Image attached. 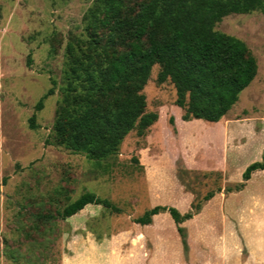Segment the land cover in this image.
<instances>
[{
  "label": "rangeland",
  "instance_id": "obj_1",
  "mask_svg": "<svg viewBox=\"0 0 264 264\" xmlns=\"http://www.w3.org/2000/svg\"><path fill=\"white\" fill-rule=\"evenodd\" d=\"M91 2L0 0V264H91L97 260L86 245L113 238L122 252L106 259L112 264L174 262L177 257L155 258L143 252L150 249L151 231L132 220L155 205L181 203L179 192L199 200L222 186V179L212 175H189L185 180L190 192L185 191L174 165L173 173L158 175L152 164L159 161L163 148L173 151L175 134L166 141L150 137V129L142 137L129 132L108 166L103 162L100 167L54 143L52 124L63 85L64 47L67 40L84 36L82 16ZM213 30L242 41L255 60V77L230 112L237 118L250 117L257 127L262 120L257 118L264 116V13L231 14ZM156 72L153 66L142 93L145 111L158 113L173 106L174 91L168 81L156 83ZM50 88L52 94L35 111V103ZM168 117L166 112L165 120L156 123V133L169 127ZM84 192L107 199L119 213L89 205L64 221L34 217L53 215ZM160 224L166 228L165 221ZM241 234L239 229V240ZM125 235L140 240L137 257L124 252L129 244ZM182 258L186 264H198L196 255Z\"/></svg>",
  "mask_w": 264,
  "mask_h": 264
},
{
  "label": "trees",
  "instance_id": "obj_2",
  "mask_svg": "<svg viewBox=\"0 0 264 264\" xmlns=\"http://www.w3.org/2000/svg\"><path fill=\"white\" fill-rule=\"evenodd\" d=\"M264 13V0H92L82 16L84 36L67 40L64 47L63 85L52 124L56 145L81 153L96 167L117 152L122 139L134 132L142 137L157 120V112L145 111L142 93L153 66L157 84L168 81L174 91L173 106L181 121L218 122L236 103L239 93L256 74V63L244 43L213 30L228 15ZM52 94L48 89L35 103ZM34 115L28 119L33 128ZM167 125L173 135L172 117ZM133 161H136L132 159ZM140 167V166H139ZM264 169V147L260 161L246 166L240 182L224 188V194L240 191L250 173ZM179 184L190 192L189 175L214 176L216 171L188 170L181 159L174 162ZM221 187L192 198L189 209L154 206L132 223L146 226L159 213H167L175 226L183 256L187 254L181 224L196 215ZM86 205L111 213L118 208L90 192L80 194L51 214L34 217L46 222L64 221Z\"/></svg>",
  "mask_w": 264,
  "mask_h": 264
},
{
  "label": "crops",
  "instance_id": "obj_3",
  "mask_svg": "<svg viewBox=\"0 0 264 264\" xmlns=\"http://www.w3.org/2000/svg\"><path fill=\"white\" fill-rule=\"evenodd\" d=\"M231 109L215 123L201 120L184 122L180 119L179 108L171 106L169 110L157 113V120L150 128V137L155 135L157 139L166 141L173 138L167 126L160 129L159 133L155 132L156 123L164 121L167 112L173 119L176 132L177 142H174L173 151L163 148L159 161L155 160L152 164L158 175L173 173L177 157H180L188 170L216 171L221 174V191L205 202L196 215L181 224L185 230L187 253L190 256L196 255L198 264H264V169L250 173L240 191L227 194L222 191L226 186L240 182L246 166L260 161L264 147V116L257 118L262 120L256 127L253 119L237 118L232 115ZM139 161L142 163L140 158ZM179 194L184 199L181 203H161L155 206L172 207L179 214H184L189 209L191 197L181 192ZM232 197L240 199L239 203L232 201ZM160 221H165L166 228ZM142 228L151 231L148 238L150 249L144 248L143 252L155 258L177 257L176 261L164 264H186L175 226L167 213L152 216L151 223ZM239 229L242 233L240 240ZM123 239L129 243L124 252L137 257L140 240L128 235ZM115 240L102 239L100 243L87 244L93 249L94 260H97L91 264H112L106 259L114 253L122 252L121 247L113 243Z\"/></svg>",
  "mask_w": 264,
  "mask_h": 264
}]
</instances>
